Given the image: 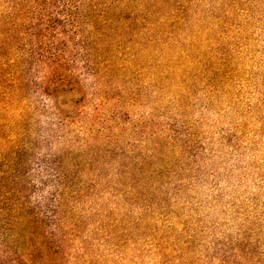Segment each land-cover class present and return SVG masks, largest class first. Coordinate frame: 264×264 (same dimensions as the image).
<instances>
[{"label":"trees","instance_id":"trees-1","mask_svg":"<svg viewBox=\"0 0 264 264\" xmlns=\"http://www.w3.org/2000/svg\"><path fill=\"white\" fill-rule=\"evenodd\" d=\"M202 1L0 0V264H130L129 250L141 252L174 133L141 120L133 132L152 129L138 145L122 139L121 118L148 104L152 115L185 112L196 92L222 93L257 3ZM91 96L92 125L110 109L99 131L111 143L38 151L36 114L82 123Z\"/></svg>","mask_w":264,"mask_h":264},{"label":"rangeland","instance_id":"rangeland-1","mask_svg":"<svg viewBox=\"0 0 264 264\" xmlns=\"http://www.w3.org/2000/svg\"><path fill=\"white\" fill-rule=\"evenodd\" d=\"M218 1L203 0L202 9ZM255 2V15L244 18L250 23L242 26L244 37L233 51L235 78L222 93L196 92L185 112L170 105L152 115L148 104L129 107L121 118L131 128L122 139L138 145L152 129L133 132L141 120L169 123L174 133V163L155 189L160 199L143 213L147 231L141 252L129 250L130 264H264V0ZM85 83L92 90V78ZM93 101L91 96L82 123L51 126L50 113L38 112V151H82L111 143L103 137L107 130L99 131L110 109L92 125ZM34 196L39 200L41 192ZM139 211L134 206L133 216Z\"/></svg>","mask_w":264,"mask_h":264}]
</instances>
